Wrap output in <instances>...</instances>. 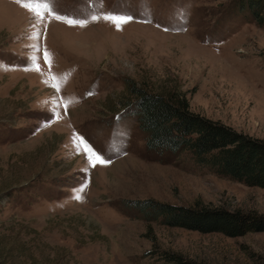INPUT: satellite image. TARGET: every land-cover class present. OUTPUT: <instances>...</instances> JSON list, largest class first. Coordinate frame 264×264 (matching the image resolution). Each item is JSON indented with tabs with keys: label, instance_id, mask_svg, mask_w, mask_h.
<instances>
[{
	"label": "rangeland",
	"instance_id": "1",
	"mask_svg": "<svg viewBox=\"0 0 264 264\" xmlns=\"http://www.w3.org/2000/svg\"><path fill=\"white\" fill-rule=\"evenodd\" d=\"M50 2L87 25L0 0V264H168L165 253L264 264V233L202 234L133 208L264 216V189L219 177L187 153L150 150L127 107L133 88L183 95L191 112L264 140V29L252 13L241 0ZM110 13L133 19L117 30L102 18ZM77 137L110 163L93 167Z\"/></svg>",
	"mask_w": 264,
	"mask_h": 264
},
{
	"label": "trees",
	"instance_id": "2",
	"mask_svg": "<svg viewBox=\"0 0 264 264\" xmlns=\"http://www.w3.org/2000/svg\"><path fill=\"white\" fill-rule=\"evenodd\" d=\"M264 29V0H241ZM133 88V87H132ZM132 90L135 100L127 105L147 135L150 150L191 155L194 163L219 177L252 188L264 189V140L253 139L222 123L190 111L178 94ZM133 208L149 221L202 234L219 233L230 238L264 233V216L221 207H183L157 202H137ZM168 264H202L177 254L165 253Z\"/></svg>",
	"mask_w": 264,
	"mask_h": 264
},
{
	"label": "snow or ice",
	"instance_id": "3",
	"mask_svg": "<svg viewBox=\"0 0 264 264\" xmlns=\"http://www.w3.org/2000/svg\"><path fill=\"white\" fill-rule=\"evenodd\" d=\"M16 2L21 6H23L24 8L28 9L29 11L33 12L37 17L40 18H43L44 12H47L49 15H52L55 19L62 20L63 22L69 24L70 26L78 25L84 27L88 23V20L85 19H73L67 16L56 15L54 9L51 6L50 0H16ZM102 18L113 23L116 26L117 30H120L123 24L129 23L133 19V17L130 15L111 14V13L104 15ZM99 19H101V17L96 15H93L91 17L92 21H97ZM36 35H39V33H37ZM44 58L46 62L50 63V57L47 52L44 53ZM31 61L35 67V70L40 71L39 65L36 63V58L32 57ZM53 79H55V77H53ZM55 87H57L58 89L59 85H55ZM77 140H78V144L84 145L83 151H85L86 153L87 161L91 163L93 167H95L97 164L106 165L107 163H110L109 160H106L101 154L97 153L92 148V146H90L84 140V138L77 137ZM79 191H83V188L79 189ZM75 198L79 199L80 197L77 195Z\"/></svg>",
	"mask_w": 264,
	"mask_h": 264
}]
</instances>
